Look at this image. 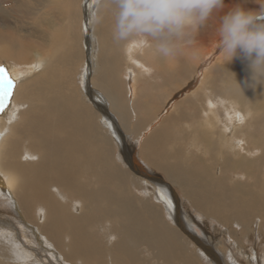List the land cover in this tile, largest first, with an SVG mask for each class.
I'll list each match as a JSON object with an SVG mask.
<instances>
[{"label": "bare ground", "instance_id": "obj_1", "mask_svg": "<svg viewBox=\"0 0 264 264\" xmlns=\"http://www.w3.org/2000/svg\"><path fill=\"white\" fill-rule=\"evenodd\" d=\"M94 14L0 0V264H264V86L224 66L216 18L164 58Z\"/></svg>", "mask_w": 264, "mask_h": 264}, {"label": "clouds", "instance_id": "obj_2", "mask_svg": "<svg viewBox=\"0 0 264 264\" xmlns=\"http://www.w3.org/2000/svg\"><path fill=\"white\" fill-rule=\"evenodd\" d=\"M248 2L228 6L225 0H95L94 23L110 19L114 42L138 39L167 58L190 46L216 18V54L224 66L238 58L245 61L250 71L247 84L255 89L264 86V0H252L258 9L246 7ZM230 73L234 86L244 92Z\"/></svg>", "mask_w": 264, "mask_h": 264}, {"label": "snow or ice", "instance_id": "obj_3", "mask_svg": "<svg viewBox=\"0 0 264 264\" xmlns=\"http://www.w3.org/2000/svg\"><path fill=\"white\" fill-rule=\"evenodd\" d=\"M15 88V81L9 77L8 70L3 65H0V112H3L7 107V102ZM169 207L170 202L166 201Z\"/></svg>", "mask_w": 264, "mask_h": 264}, {"label": "rangeland", "instance_id": "obj_4", "mask_svg": "<svg viewBox=\"0 0 264 264\" xmlns=\"http://www.w3.org/2000/svg\"><path fill=\"white\" fill-rule=\"evenodd\" d=\"M1 65H3L4 67H6L7 68V70L8 71H10L11 73H13V71H14V69L15 68H13L11 65H9V64H1ZM124 78H126V76H124ZM151 82V81H150ZM149 82V83H150ZM141 84V83H140ZM153 84V83H152ZM156 85L158 86V89L156 90V89H154L153 88V86H151L150 85V88H149V93H150V96H151V98L155 101V102H158L159 100H158V94H161V95H163L165 92H166V89L165 88H162L161 87V82L160 81H157L156 82ZM143 84H141V85H139V89H143ZM153 89H152V88ZM161 88V89H160ZM152 89V90H151ZM160 90V91H159ZM159 91V92H158ZM155 93V94H154ZM153 95H155V96H153ZM262 163H263V166H262V170H263V172H264V154H263V158H262ZM198 232V231H197ZM200 234V233H199ZM258 240L255 238V237H253L252 236V238L251 239H249V242L250 243H248V246H250V247H259L258 249H259V251H262L264 248V242H262L261 243V241H258ZM247 242V241H246ZM261 244V245H260Z\"/></svg>", "mask_w": 264, "mask_h": 264}]
</instances>
